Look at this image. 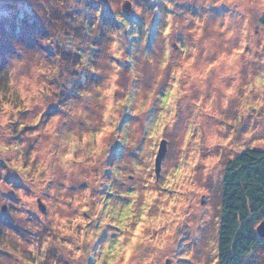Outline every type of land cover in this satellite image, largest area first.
<instances>
[{"label":"clouds","instance_id":"9594fccd","mask_svg":"<svg viewBox=\"0 0 264 264\" xmlns=\"http://www.w3.org/2000/svg\"><path fill=\"white\" fill-rule=\"evenodd\" d=\"M16 3L42 30L21 14L0 52V264H229V173L264 150V0ZM261 194L240 185L231 264H264Z\"/></svg>","mask_w":264,"mask_h":264},{"label":"trees","instance_id":"16d2710c","mask_svg":"<svg viewBox=\"0 0 264 264\" xmlns=\"http://www.w3.org/2000/svg\"><path fill=\"white\" fill-rule=\"evenodd\" d=\"M258 168L264 170V150H254L249 152L242 159L238 160L235 165H233V171L229 173V188L225 199L230 205V207L227 208V212L231 215H229L224 222V248L225 252L229 256V264H231L230 252L232 243L235 239L232 220L233 216L239 211V188L245 179H247L249 184H252L256 181L264 182L261 180L260 173L257 171ZM249 243L250 242L248 241H243L241 246L247 245Z\"/></svg>","mask_w":264,"mask_h":264},{"label":"rangeland","instance_id":"374dc122","mask_svg":"<svg viewBox=\"0 0 264 264\" xmlns=\"http://www.w3.org/2000/svg\"><path fill=\"white\" fill-rule=\"evenodd\" d=\"M5 5L10 9L12 14V31L11 33L0 32V52L7 50L8 36L10 34H16V20L21 14H23V19L19 20V26L21 28V32L19 33V35H21L22 38L31 41L33 33L42 30V25L40 21L32 16H29L22 6L18 7L16 0H0V11H2ZM52 15L56 19V23L58 24H65L67 20L71 19V17H69L66 12L64 14L63 19L57 18V13L55 11L52 12ZM64 31L69 43H71L73 38H80V34L77 33L74 28H68L67 26H65ZM0 251H4V249H0ZM8 255L12 254L8 253Z\"/></svg>","mask_w":264,"mask_h":264}]
</instances>
